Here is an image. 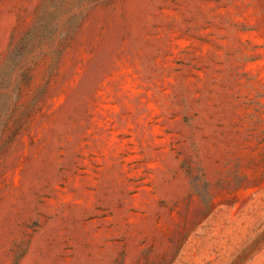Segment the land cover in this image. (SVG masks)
<instances>
[{
  "label": "rangeland",
  "instance_id": "obj_1",
  "mask_svg": "<svg viewBox=\"0 0 264 264\" xmlns=\"http://www.w3.org/2000/svg\"><path fill=\"white\" fill-rule=\"evenodd\" d=\"M0 264H264V0H0Z\"/></svg>",
  "mask_w": 264,
  "mask_h": 264
}]
</instances>
